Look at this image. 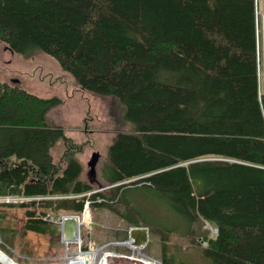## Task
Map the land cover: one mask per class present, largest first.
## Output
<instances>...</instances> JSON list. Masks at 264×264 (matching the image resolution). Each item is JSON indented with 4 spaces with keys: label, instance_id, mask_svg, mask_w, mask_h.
Returning <instances> with one entry per match:
<instances>
[{
    "label": "trees",
    "instance_id": "16d2710c",
    "mask_svg": "<svg viewBox=\"0 0 264 264\" xmlns=\"http://www.w3.org/2000/svg\"><path fill=\"white\" fill-rule=\"evenodd\" d=\"M260 32L256 0H0L2 43L51 55L82 89L117 99L131 126L109 149L121 211L81 179L67 151L59 173L52 149L64 130L47 114L61 99L0 81V195H80L46 205L80 214L89 201L150 227L162 264H186L169 244L179 229L207 242L201 253L212 264H264ZM133 197L168 208L182 225L141 215ZM25 228L52 232L32 212Z\"/></svg>",
    "mask_w": 264,
    "mask_h": 264
},
{
    "label": "rangeland",
    "instance_id": "374dc122",
    "mask_svg": "<svg viewBox=\"0 0 264 264\" xmlns=\"http://www.w3.org/2000/svg\"><path fill=\"white\" fill-rule=\"evenodd\" d=\"M256 14L260 24V33H262L261 42L258 43V59L261 65V89L264 92L262 25L264 0H256ZM0 81L20 86L44 98L59 97L61 99L62 103L47 114L50 125L61 127L64 130L65 137L58 141L52 149L55 162L60 168L59 173L65 168L66 162L63 155L67 151L82 165L81 179L93 185L95 190L104 192L109 203H116L112 205L113 207L124 211V206L120 202L117 203L116 197L113 198L112 185L109 184L108 178L110 176V146L119 130L129 131L131 128L123 120L125 107L114 97H104L82 89L51 55L37 51L31 56H23L14 51L11 52L1 41ZM93 153L99 154L95 176L90 175L89 166ZM127 199H129V193H127ZM132 202L140 207L138 211L141 215L147 214L153 217L157 224L171 223L178 227L182 225V221L177 216L174 219L168 208L160 206L154 201L133 197ZM19 205L13 200L5 203L0 202V249L14 260L28 264L35 261H48L67 254L61 226L56 223V219L50 218L48 221H44L52 229L51 233L26 230L28 213L18 207ZM49 208L61 214H71V212L53 207ZM89 211L88 220L81 226V249L77 243L70 244L71 253L96 251L100 261L106 259L105 254L110 255L107 258L108 264H140L138 262L140 253L132 251L125 243L130 238V229L141 227L148 229V241L142 254L152 257L162 264L161 241L156 235L151 234L150 227L144 224V226L130 225L128 219L105 206L89 207ZM79 215L83 219L85 211L83 210ZM177 219H179V223L176 221ZM211 228L215 227H210L209 223L203 225V230L210 231L212 236ZM184 231V229H179L169 236V244L171 246L173 244L172 249L179 251L177 262L212 264L201 253L202 248L207 246V242L202 237H198L197 243H192L190 238L184 235ZM178 247L181 248L178 249ZM0 264L3 263L0 262Z\"/></svg>",
    "mask_w": 264,
    "mask_h": 264
},
{
    "label": "bare ground",
    "instance_id": "6f19581e",
    "mask_svg": "<svg viewBox=\"0 0 264 264\" xmlns=\"http://www.w3.org/2000/svg\"><path fill=\"white\" fill-rule=\"evenodd\" d=\"M264 18V16H263ZM30 197H36V196H30ZM89 208H87L85 215L82 218H75V224L77 226V233L74 235L72 240H68L65 238L63 242L65 245L69 247L70 244H75V242L79 241V236L81 234V226L82 224L88 220L89 217ZM133 230L130 234L129 240L125 243L132 251L136 252L138 251L140 253V257L138 258V262L140 264H160L156 259L152 257H148L145 254H142V250L145 247V244L147 243L146 238V230L142 228H137ZM106 259L104 258L102 261H100L99 258H97L96 251H90V252H79V253H71L69 249L67 250V254L63 255L62 257H58L55 259H51L48 261H35L33 263L29 264H108V257L110 255L105 254ZM0 262L3 264H28V263H20L16 260H14L11 256H9L4 250L0 249Z\"/></svg>",
    "mask_w": 264,
    "mask_h": 264
},
{
    "label": "built area",
    "instance_id": "2783aa9c",
    "mask_svg": "<svg viewBox=\"0 0 264 264\" xmlns=\"http://www.w3.org/2000/svg\"><path fill=\"white\" fill-rule=\"evenodd\" d=\"M140 178V177H138ZM143 178V177H141ZM136 179L127 181L126 183L136 181ZM121 184V183H120ZM120 184H116L114 186H118ZM78 196L74 195H57V196H36V197H30V196H21V195H0V202H10V200H13L14 203L20 204L18 207L23 208L27 213H34L36 218L41 219L42 221H48L50 218H55L56 223L60 224L62 227L64 224V221L69 217H75L80 218L79 214H61L60 212H54L46 205V201L54 200V199H60V198H77ZM82 196V195H81ZM16 205V204H13ZM87 208L90 207V203L87 202L86 204ZM85 206V208H86ZM84 208V211L86 212ZM211 227V226H210ZM212 231V237L215 236L218 233V229L211 228ZM81 235V234H80ZM63 240H65L64 236L62 235ZM203 242V241H202ZM79 245V249H81V237L79 236V241L75 242ZM206 243V242H205ZM73 244V243H72ZM207 244V243H206ZM69 249V247L66 245V251ZM70 251V250H69ZM80 252H86V251H80Z\"/></svg>",
    "mask_w": 264,
    "mask_h": 264
},
{
    "label": "water",
    "instance_id": "95a60500",
    "mask_svg": "<svg viewBox=\"0 0 264 264\" xmlns=\"http://www.w3.org/2000/svg\"><path fill=\"white\" fill-rule=\"evenodd\" d=\"M263 40H264V18H263ZM7 48L13 52V50L7 46ZM98 159H99V154L98 153H93V156L89 162V166H90V175L91 176H95L96 175V165L98 163ZM137 228H141V227H137ZM135 227H132L130 229V234L133 230H135ZM144 230H146V238L148 241V229L147 228H142ZM62 235L64 236V238L68 239V240H72L74 235H76L77 233V226L75 224V217H69L64 221V224L62 226V230H61ZM159 262V261H158ZM160 263V262H159ZM161 264V263H160Z\"/></svg>",
    "mask_w": 264,
    "mask_h": 264
},
{
    "label": "crops",
    "instance_id": "0c3cea01",
    "mask_svg": "<svg viewBox=\"0 0 264 264\" xmlns=\"http://www.w3.org/2000/svg\"><path fill=\"white\" fill-rule=\"evenodd\" d=\"M52 155H53V157H54V159H55V156H54V154L52 153Z\"/></svg>",
    "mask_w": 264,
    "mask_h": 264
}]
</instances>
